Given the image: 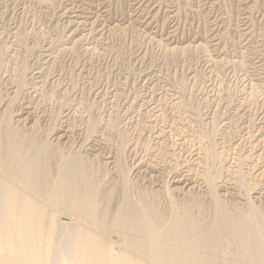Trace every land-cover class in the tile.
Returning a JSON list of instances; mask_svg holds the SVG:
<instances>
[{
  "label": "rangeland",
  "instance_id": "rangeland-1",
  "mask_svg": "<svg viewBox=\"0 0 264 264\" xmlns=\"http://www.w3.org/2000/svg\"><path fill=\"white\" fill-rule=\"evenodd\" d=\"M22 111L19 130L37 143L25 159L54 147V179L89 160L106 222L129 196H147L163 223L186 204L198 220L187 250L242 262L238 241L250 235L215 220L220 199L233 220L264 211V0H0V125ZM175 176L192 192L171 191ZM56 211L61 225L102 228ZM102 229L119 251L121 229ZM218 232L229 243L207 250Z\"/></svg>",
  "mask_w": 264,
  "mask_h": 264
},
{
  "label": "bare ground",
  "instance_id": "bare-ground-1",
  "mask_svg": "<svg viewBox=\"0 0 264 264\" xmlns=\"http://www.w3.org/2000/svg\"><path fill=\"white\" fill-rule=\"evenodd\" d=\"M75 17L77 16L73 18ZM21 114L15 118L16 126H13L9 120H4L0 125V264H264V241H262L264 237L262 234H260L261 236L254 234L256 228L254 223L264 225V211L259 214L260 211L258 213L254 210L248 218L233 220L230 212L228 213L222 201L220 202L221 199L217 203L219 211L217 216H220L218 220H215L218 221L219 229L217 228V230L222 233L240 230L244 236H240V232H236L239 233L238 238H249L247 236L250 235L251 241L253 240L249 241L250 243L242 242V244L238 241V245L242 248L238 252L242 255H239L238 258L242 262L224 261V257L223 260H219L214 258L212 256L214 253L211 252L192 253L187 250L186 247L192 244L189 240L191 234L197 231L195 224L198 220L194 215L196 211H188L186 204L181 205V212L173 211L174 219L171 218V222L168 219V222L163 223L164 219H161L153 210L152 201L147 196L139 195L135 200L129 196L126 199L127 203H123V206L119 208L122 210H117L118 218L115 217V220L113 218V221L108 219L111 222L107 221V223V217L110 216L108 213L111 211L108 212L107 208L111 205H98L100 200L97 201L99 198L97 193L99 188L100 191L102 189L98 187L100 186L97 184L98 181H95L96 171L92 163L86 158L79 157L73 158L75 160H71V162L67 161L69 163L62 166L57 163L60 159L56 160L55 163L60 166L59 171H64L62 175L59 172L56 175L57 179H54L52 161L58 157L57 155H60L57 154L58 150L56 152L54 147L42 144L39 150L33 152L36 155H31L32 159H25V155L30 157L31 152L28 155V150L32 151L34 145L32 146L33 140L25 138L21 129L19 130V125L23 124L25 127V124H29L28 116L25 114L26 116L23 117V111ZM63 138L64 134L63 136L57 134L55 137L56 142ZM25 151L28 153L26 154ZM111 161L105 163L109 165L114 162ZM61 166L64 167L63 170H61ZM55 170L54 172L57 173L58 170ZM177 177L171 179L173 185L171 191H180V193L186 194L194 189L191 178L188 180V178ZM184 180L187 182L185 183ZM120 183L121 188L127 185L125 181ZM117 187L118 184L117 186L113 185L112 189L106 192L108 194L105 197L108 200L112 193H116L117 189L115 190V188ZM103 199L101 201L107 200ZM217 199L219 198L217 197ZM102 206L105 209L100 208L99 211V207ZM56 209L65 210L67 213L71 212L70 216L73 214L79 219H84L89 223L88 225H92L90 227H94L96 224L99 229L105 228V232L107 231L106 227L113 224L119 230L121 229L119 231L122 242L121 249L115 251L116 245L114 246V242L111 240H107L110 237L102 232V228V231L101 229L88 228L83 222H76L75 218L74 220L72 218V222H75L76 225L72 227H67V224L61 225L56 217L59 210L56 211ZM262 214L263 218H261ZM240 215L244 214L240 213ZM254 217H257L258 220H255ZM235 221L237 227L241 228L234 227L236 226ZM246 222L249 224L246 225ZM166 224L168 228L163 230L164 237L156 241L155 236L157 232H160V226H167ZM215 234L217 235V233ZM228 238L227 235L218 232L219 241L214 240L213 242L215 237L213 239L209 237L212 242L203 239V242L200 243L206 246L207 250L221 251V248L223 249L224 245L229 243V241L223 242L222 240H228ZM250 238L246 240H250ZM224 252L226 251L224 250ZM232 253L234 254V251ZM109 254L110 256L107 257Z\"/></svg>",
  "mask_w": 264,
  "mask_h": 264
}]
</instances>
